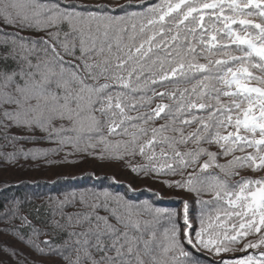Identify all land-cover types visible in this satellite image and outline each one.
I'll return each mask as SVG.
<instances>
[{"label":"snow or ice","instance_id":"6c2138e0","mask_svg":"<svg viewBox=\"0 0 264 264\" xmlns=\"http://www.w3.org/2000/svg\"><path fill=\"white\" fill-rule=\"evenodd\" d=\"M0 140L4 166L91 158L199 208L195 227L188 200L100 186L115 176L26 192L2 216L39 260L5 248L15 264H201L185 241L264 264V174H245L264 173V0H0Z\"/></svg>","mask_w":264,"mask_h":264},{"label":"trees","instance_id":"16d2710c","mask_svg":"<svg viewBox=\"0 0 264 264\" xmlns=\"http://www.w3.org/2000/svg\"><path fill=\"white\" fill-rule=\"evenodd\" d=\"M95 2V0H93ZM113 3L119 2L124 3L125 0H112ZM0 151L9 152L12 151V145L5 144V141L0 140ZM32 144H26L25 147H32ZM36 146L39 147H49L50 145L40 143ZM70 160L76 159L75 157H69ZM87 158L79 163H55L51 165H46L43 161H24L21 159L20 164L17 166H4L0 164V261L9 260L13 264H15V260L10 256L9 253L5 252V248H15L19 252H23L26 256H28L29 261L39 260L38 257H35L34 254H29V250L16 238L15 234L12 231H5V229H12L14 227L18 228L20 226V220L16 219L9 223L7 219L3 218V205L14 196H22L26 192H33V191H43L48 192L51 191L53 194L57 192H62L65 190L70 189H81L85 187H90L96 185L98 182L96 181V177H104L107 176L109 178L115 176L116 181L118 183H112L111 179L103 180L101 187H108L111 186V189L116 192H127V195L130 198L138 199V200H145L148 199L153 201L156 206L163 208V209H170V210H180L183 208V201L188 200L191 204V209L197 212L198 214V205L195 203V197L193 194L180 191L178 189H170L161 184L159 181L152 180L150 178H145L142 175L137 176L134 173L128 172L127 170H123L120 168L119 165L112 164H102V162L93 160L94 162H88ZM87 160V161H86ZM33 164H38L37 167H33ZM65 166L71 165L78 167L80 170L76 171L72 174L63 173L57 174L54 176H45L47 174H35L32 175L30 172L36 170H44L46 168H50L53 166ZM93 166V167H92ZM107 166V167H104ZM116 166L113 168L114 170H108V167ZM101 167V171H98L97 168ZM8 170V171H7ZM87 173H94L93 176L86 175ZM247 175H257L260 174L259 172H247ZM24 182V183H21ZM35 182V183H33ZM47 182V183H45ZM129 185H131V189L129 190ZM42 187V189H40ZM159 193V198L153 193ZM207 199V197H205ZM197 208V209H196ZM27 205L25 209L22 210L26 214ZM181 211V210H180ZM197 216V215H196ZM30 219L32 217H29ZM179 227L183 231L182 227L183 218L182 215L177 221ZM162 227L168 226L163 221L161 222ZM195 227H198V221L194 224ZM23 231H27L26 229ZM192 234L194 235V229H191ZM185 248L186 250L193 253L195 257L200 259L201 264H209V261L214 259L207 254L201 255L200 253H196L194 249L190 245L187 244L185 241Z\"/></svg>","mask_w":264,"mask_h":264},{"label":"rangeland","instance_id":"374dc122","mask_svg":"<svg viewBox=\"0 0 264 264\" xmlns=\"http://www.w3.org/2000/svg\"><path fill=\"white\" fill-rule=\"evenodd\" d=\"M87 161V160H86ZM88 162H94L93 160L91 159H88ZM93 167V166H92ZM104 167H107V166H104ZM109 169L108 170H114L113 168H116V166H111V167H108ZM101 167L97 168L98 171H101ZM80 169L78 167H73L71 165H63V166H53V167H50V168H46L44 170H36V171H33V172H30V171H26V172H29L30 174L32 175H35V174H41V175H44V174H47L45 176L49 177V176H54V175H57V174H63V173H69L72 174L76 171H79ZM8 171V170H7ZM261 174H264V173H260V174H257L255 176H258V175H261ZM40 189H42V187H40ZM146 200V198H145ZM148 200V199H147ZM197 209V208H196ZM180 210L182 211V208H180ZM190 222L195 224L196 223V215H197V212H195L193 209L190 210ZM184 228V226L182 227V229ZM3 264H13L11 261L9 260H5L3 259Z\"/></svg>","mask_w":264,"mask_h":264}]
</instances>
